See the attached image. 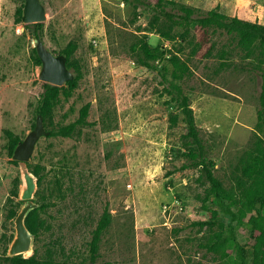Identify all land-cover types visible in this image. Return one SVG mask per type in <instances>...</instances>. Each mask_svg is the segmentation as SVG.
<instances>
[{
	"label": "rangeland",
	"instance_id": "rangeland-1",
	"mask_svg": "<svg viewBox=\"0 0 264 264\" xmlns=\"http://www.w3.org/2000/svg\"><path fill=\"white\" fill-rule=\"evenodd\" d=\"M175 1L195 7L196 16L220 5L229 16L264 24V0ZM22 3L0 0V256L9 255L16 234L9 209L13 201L20 202L18 211L24 205L12 195L22 180L6 131L27 137L44 90L35 43L17 18ZM42 3L48 17L43 42L55 54L77 42L72 59L83 72L74 95L61 97L46 128L75 122L84 106L90 108L86 126L70 137H42L31 157V169L40 168L44 177L36 201L47 204L33 250L39 257L90 264V243L108 209L111 223L95 264H223L204 246L220 227L199 224L218 209L211 186L186 155L184 115L163 78L139 64V42L146 36L166 50V59L174 53L187 62L190 73L179 83L190 97L214 173L236 200L242 168L264 137L258 126L263 52L248 53L238 36L195 24L187 40H165L152 30V13L139 10L135 16L123 0ZM173 115L179 119L175 126ZM219 219L230 222L224 213Z\"/></svg>",
	"mask_w": 264,
	"mask_h": 264
},
{
	"label": "trees",
	"instance_id": "trees-1",
	"mask_svg": "<svg viewBox=\"0 0 264 264\" xmlns=\"http://www.w3.org/2000/svg\"><path fill=\"white\" fill-rule=\"evenodd\" d=\"M123 3L134 12L135 16H139V10L152 13V30L165 40L174 41L178 37L187 40L191 34L192 25L195 24L203 28L225 30L231 35L238 36L239 45L246 52L255 54L260 50L264 54V24L247 21L237 16H229L222 12L220 5L206 15L196 16L195 7L175 0H123ZM24 7L25 0H23L21 7L17 11L19 22H26ZM44 25L45 22L26 23L28 29H33L40 39H42ZM139 43L140 49L144 54V57L141 56L139 58V64L154 69L163 78L166 92L172 96V99L178 104L184 115L187 129L186 138L190 146L186 155L194 161V166L201 167V180L211 186L212 202L218 209H212L210 220L199 224L201 226H219L220 230L216 231L208 239L204 245L205 248L210 252L218 253L224 260L223 264H264V137H260L256 141L254 151L242 168L243 176L239 182L241 196L236 200L228 193L223 183L214 173L215 162L207 156L206 145L197 125L190 97L184 92L183 87L179 83L190 73V67L187 62L174 53H171L172 56L166 59V50L161 45L153 46L146 36ZM78 47L79 44L72 41L60 53L67 57L68 67L76 71L73 80L68 81L63 86L43 81L44 90L37 107V114L43 115L45 125L53 122L54 113L61 102V97L64 96L65 99H70L79 87L83 72L76 61L72 59ZM33 57L35 62L42 66L43 63L36 48L34 49ZM158 61H164L162 67L154 65ZM89 108L90 105L84 106L81 109L80 117L75 122L53 127L49 130V135L72 136L79 126L88 124ZM258 117V126L264 131V83L261 95V109ZM178 121V116H171L172 126H175ZM35 126L36 124H34ZM6 135L9 139L10 154L14 156L22 138L10 130L6 131ZM14 162L19 165L18 161L14 160ZM32 171L39 177L40 186L44 178L42 171L38 167ZM20 184L21 181L18 179L12 191L14 198H19L20 196ZM9 201H11V197ZM13 202L8 216L10 219L15 220L19 213L20 202ZM39 204L40 206L31 211L26 219V224L30 231L35 234V237L39 236L43 227L40 213L47 207L46 203ZM220 213L228 215L230 222L226 224L224 221H220ZM111 218L110 211L106 209L90 243V264H95L99 257L102 235L109 227ZM243 234L244 236H242ZM0 264L80 263L67 260L59 261L52 255L39 257L32 250L14 256L7 254L0 256Z\"/></svg>",
	"mask_w": 264,
	"mask_h": 264
},
{
	"label": "water",
	"instance_id": "water-1",
	"mask_svg": "<svg viewBox=\"0 0 264 264\" xmlns=\"http://www.w3.org/2000/svg\"><path fill=\"white\" fill-rule=\"evenodd\" d=\"M26 23L44 22L47 20V10L42 0H26L24 7ZM29 37L34 41L37 52L42 60L40 79L58 86L65 85L75 78V74L68 67L67 57L64 54L54 55L39 38L33 29L28 30ZM43 115L39 114L35 128L22 140L15 150L13 159L19 162L22 186L19 199L24 202L15 219L16 234L11 242L9 255L29 252L34 249L35 234L26 224L28 215L40 204L36 201L39 190V177L30 169L29 162L35 152L39 140L48 136Z\"/></svg>",
	"mask_w": 264,
	"mask_h": 264
}]
</instances>
